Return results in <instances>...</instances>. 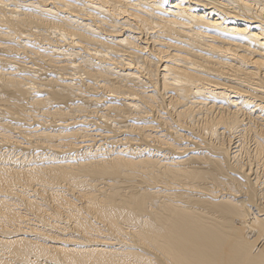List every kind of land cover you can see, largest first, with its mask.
Instances as JSON below:
<instances>
[{
	"label": "bare ground",
	"instance_id": "bare-ground-1",
	"mask_svg": "<svg viewBox=\"0 0 264 264\" xmlns=\"http://www.w3.org/2000/svg\"><path fill=\"white\" fill-rule=\"evenodd\" d=\"M261 195L264 0H0V264H264Z\"/></svg>",
	"mask_w": 264,
	"mask_h": 264
},
{
	"label": "rangeland",
	"instance_id": "rangeland-1",
	"mask_svg": "<svg viewBox=\"0 0 264 264\" xmlns=\"http://www.w3.org/2000/svg\"><path fill=\"white\" fill-rule=\"evenodd\" d=\"M249 144H251V142L249 143ZM11 152V151H10ZM11 154H12V152H11ZM253 167H254V169H256L257 167H255V165H253ZM258 170V173L261 171V169L260 168H258L257 169ZM260 200H261V203H262V205L264 204V195H261V197H260ZM260 200H258V201H260ZM263 200V201H262ZM23 210H25V209H23ZM31 215V214H30Z\"/></svg>",
	"mask_w": 264,
	"mask_h": 264
}]
</instances>
